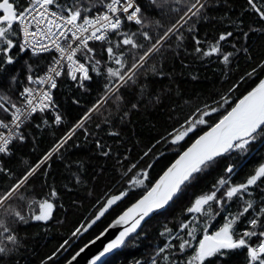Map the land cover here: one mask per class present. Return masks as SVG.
<instances>
[{
    "label": "snow or ice",
    "instance_id": "6c2138e0",
    "mask_svg": "<svg viewBox=\"0 0 264 264\" xmlns=\"http://www.w3.org/2000/svg\"><path fill=\"white\" fill-rule=\"evenodd\" d=\"M209 7L210 0H0V257L23 245L16 226L56 219L64 192L89 187L83 162L70 175L73 187L49 182L53 157L65 160L80 147L73 139L80 134L113 161L116 178L40 264L61 257L73 264L89 244L119 229L87 262L110 264L104 258L115 250L149 240L153 222L152 251L134 264H264V58L254 62L249 44L250 34L264 37V0H244L240 16L230 20L233 30L203 42L193 37V51L184 49L201 61H219L226 77L241 56L249 68L225 90L185 101L187 111L170 115V127L135 157L122 147L120 129L131 113L145 99L160 103L149 84V72L163 75L154 58L171 51L173 41L181 49L185 33L208 19ZM62 87L82 108L73 122ZM82 95L91 97L85 105ZM61 128L35 160L21 158L23 169L13 165L29 142L35 151L38 134ZM157 146L163 151L154 154ZM113 212L93 239L64 255L70 240Z\"/></svg>",
    "mask_w": 264,
    "mask_h": 264
},
{
    "label": "trees",
    "instance_id": "16d2710c",
    "mask_svg": "<svg viewBox=\"0 0 264 264\" xmlns=\"http://www.w3.org/2000/svg\"><path fill=\"white\" fill-rule=\"evenodd\" d=\"M243 5L244 0H210L208 19L195 22V30L191 35L185 33L186 39L181 49L176 50L175 41H173L171 51H165L154 58L163 75H153L149 72V84L152 93L160 95V103L154 105L145 99L144 107L138 112H132L129 118L130 122H125L120 129L124 138L122 147L130 148L132 150L131 156L135 157L146 145L154 139H158L170 127L173 123L169 120L170 115L182 116L187 111L188 105L184 103L185 101L195 102V98L198 96L203 97L213 94L217 90H225L237 76L249 68L245 57L241 56L238 61L239 67L228 73L226 77L222 75L225 70L219 61H201L184 51V49H187L188 53L193 51L196 46L193 37L203 42L205 39H213L220 31L233 30L230 20H235L240 16V9ZM243 19L245 24H248L254 18L251 15H246ZM249 44L251 45L250 51L255 58L254 62L264 58V37L250 34ZM61 92L63 93V108L67 114V120L73 122L81 114L82 108L73 104L72 90L62 87ZM90 98L87 95H82L81 105L87 104ZM173 108H175L174 113ZM63 130V128L46 130L38 134L35 151L29 142L19 150L18 155L12 161L13 165L18 169H23L24 164L21 162V158L27 161L35 160L38 155L48 149L54 142V138L60 136ZM73 139L77 140L80 147L70 148L63 161L53 157L49 182L54 180L58 188L64 183L73 187L74 181L69 179L70 175L77 171L79 162H83V174L90 181L89 187L92 190V196L88 195L89 187H78L74 188L72 192H64L61 200L63 209L58 208L55 213L56 219L61 220L62 223L58 224L54 219L47 223L30 221L28 224L16 226L18 235L23 239V245L18 252L11 256L0 257V264H40L41 260L55 251L63 240L68 238L77 223L89 215L93 210L92 205L95 200L106 190V186L116 178V173L112 170V160H106L96 153L93 144L90 141L85 142L82 135L78 134ZM104 139L115 147L113 138L105 136ZM69 143L71 144V141ZM159 151H163L161 146H157L154 154ZM163 162V160L160 161L161 164ZM66 163L72 164L70 171L65 168ZM214 175L215 173L209 175L207 180L211 181ZM93 176H96L94 181L91 180ZM0 182H4L2 178H0ZM73 201H77L79 206L74 205ZM176 211L178 212L179 208ZM114 215L113 212L107 218H102L97 225L79 239L70 240L69 243L72 247L64 255L70 256L79 247L88 243ZM157 227L158 225L153 222L149 240L141 239L138 242H129L125 247L111 253L106 260L110 261V264H134L135 260L147 259L152 251L149 246L150 240L156 237ZM48 264H53V262L49 261ZM58 264H63V257Z\"/></svg>",
    "mask_w": 264,
    "mask_h": 264
},
{
    "label": "water",
    "instance_id": "95a60500",
    "mask_svg": "<svg viewBox=\"0 0 264 264\" xmlns=\"http://www.w3.org/2000/svg\"><path fill=\"white\" fill-rule=\"evenodd\" d=\"M91 229H89L88 231H90ZM118 230L119 229H110L109 233L105 237H102L101 240L96 241L95 244H89L88 248H86L85 251L83 253H81V255L79 257H77V260L74 261L73 264H87V262H88V260H90L91 256L93 254H95L98 250L101 249L102 244L106 243L108 239L114 238V236L118 233ZM109 255L106 256L104 259H107L109 257Z\"/></svg>",
    "mask_w": 264,
    "mask_h": 264
}]
</instances>
